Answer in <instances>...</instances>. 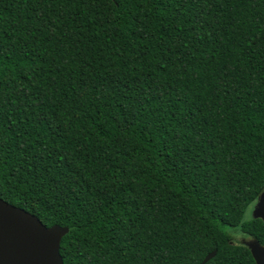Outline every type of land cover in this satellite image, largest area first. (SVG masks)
<instances>
[{
  "label": "trees",
  "instance_id": "trees-1",
  "mask_svg": "<svg viewBox=\"0 0 264 264\" xmlns=\"http://www.w3.org/2000/svg\"><path fill=\"white\" fill-rule=\"evenodd\" d=\"M264 0H0V199L64 264H256Z\"/></svg>",
  "mask_w": 264,
  "mask_h": 264
},
{
  "label": "water",
  "instance_id": "water-1",
  "mask_svg": "<svg viewBox=\"0 0 264 264\" xmlns=\"http://www.w3.org/2000/svg\"><path fill=\"white\" fill-rule=\"evenodd\" d=\"M254 219L264 223V192L256 202ZM30 222L42 224L37 217L0 199V264H64L61 242L70 230L60 226L48 228L53 237L49 243L31 230ZM249 249L256 264H264V246L254 243ZM215 257L213 252L201 264H208Z\"/></svg>",
  "mask_w": 264,
  "mask_h": 264
},
{
  "label": "snow or ice",
  "instance_id": "snow-or-ice-1",
  "mask_svg": "<svg viewBox=\"0 0 264 264\" xmlns=\"http://www.w3.org/2000/svg\"><path fill=\"white\" fill-rule=\"evenodd\" d=\"M29 227L31 230L36 233L41 239L51 243L53 240V237L51 235V231H48L47 229L51 227V225H43V224H32L29 223Z\"/></svg>",
  "mask_w": 264,
  "mask_h": 264
},
{
  "label": "rangeland",
  "instance_id": "rangeland-1",
  "mask_svg": "<svg viewBox=\"0 0 264 264\" xmlns=\"http://www.w3.org/2000/svg\"><path fill=\"white\" fill-rule=\"evenodd\" d=\"M254 207V205H252ZM251 206V208H252ZM249 213H250V208L248 209L247 211V214H246V219L249 218ZM234 243L237 244V245H243V246H246V247H250L253 243V240L252 239H243L242 235L240 233H236L235 234V237H234Z\"/></svg>",
  "mask_w": 264,
  "mask_h": 264
},
{
  "label": "flooded vegetation",
  "instance_id": "flooded-vegetation-1",
  "mask_svg": "<svg viewBox=\"0 0 264 264\" xmlns=\"http://www.w3.org/2000/svg\"><path fill=\"white\" fill-rule=\"evenodd\" d=\"M255 206H256V203L254 204V207L252 206V208L250 207V213H249V218L247 219L249 222L250 221H253V220H260V219H254V210H255ZM243 237V239H252L253 240V243H251L252 245L254 244V243H258L260 246H264V245H262V244H260L258 241H256L254 238H252V237H250V236H242ZM246 247V246H245ZM248 249L250 248V247H247Z\"/></svg>",
  "mask_w": 264,
  "mask_h": 264
}]
</instances>
